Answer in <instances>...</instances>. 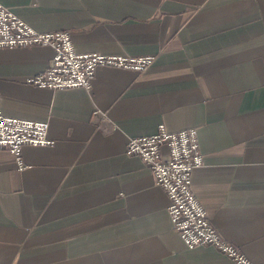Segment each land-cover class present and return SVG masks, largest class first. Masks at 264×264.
Instances as JSON below:
<instances>
[{"label": "crops", "instance_id": "crops-1", "mask_svg": "<svg viewBox=\"0 0 264 264\" xmlns=\"http://www.w3.org/2000/svg\"><path fill=\"white\" fill-rule=\"evenodd\" d=\"M77 52L154 54L143 70L99 65L90 90L27 78L49 45L0 47V108L47 119L49 145L0 149V264H237L188 248L129 137L196 127L191 188L218 232L264 264V0H0Z\"/></svg>", "mask_w": 264, "mask_h": 264}, {"label": "built area", "instance_id": "built-area-1", "mask_svg": "<svg viewBox=\"0 0 264 264\" xmlns=\"http://www.w3.org/2000/svg\"><path fill=\"white\" fill-rule=\"evenodd\" d=\"M30 45L53 48L47 66L26 81L40 88L82 86L90 90L99 65L141 71L155 58L154 54L77 52L68 30H37L0 1V47ZM48 127L47 119L6 114L0 108V149L9 150L17 168L22 170L27 166L22 157L24 144L54 142L48 136ZM125 152L137 155L151 169L168 196L171 225L187 247L213 245L237 264H255L239 247L218 234L206 208L192 191V171L203 163L196 127L169 130L161 122L153 133L129 137Z\"/></svg>", "mask_w": 264, "mask_h": 264}, {"label": "rangeland", "instance_id": "rangeland-1", "mask_svg": "<svg viewBox=\"0 0 264 264\" xmlns=\"http://www.w3.org/2000/svg\"><path fill=\"white\" fill-rule=\"evenodd\" d=\"M47 66V65H46ZM148 166V165H147ZM198 167V166H197ZM151 170V169H150ZM152 172V171H151ZM153 174V173H152ZM154 176V175H153ZM155 178V177H154ZM155 181H156V179H155ZM191 182H192V175H191ZM157 183V182H156ZM161 187V186H160ZM162 188V187H161ZM163 189V188H162ZM193 191V190H192ZM167 195V194H166ZM168 197V196H167ZM207 210V209H206ZM208 212V211H207ZM210 215V214H209ZM211 217V216H210ZM211 221H212V218H211ZM213 223V222H212ZM214 225V224H213ZM215 226V225H214ZM216 228V227H215ZM174 229V228H173ZM217 229V228H216ZM217 232H218V230H217ZM218 234L223 238V239H225L219 232H218ZM181 237V236H180ZM226 240V239H225ZM226 241H228V240H226ZM184 242V241H183ZM229 242V241H228ZM231 243V242H230ZM233 244V243H232ZM186 245V244H185ZM235 245V244H234ZM197 246H200V245H197ZM211 246H213V245H211ZM236 246V245H235ZM196 247V246H195ZM215 247V246H214ZM238 247V246H237ZM189 248V247H188ZM193 248V247H192ZM216 248V247H215ZM240 248V247H239ZM218 249V248H217ZM219 250V249H218ZM240 250H241V248H240ZM221 251V250H220ZM222 252V251H221ZM224 253V252H223ZM225 254V253H224ZM227 255V254H226ZM228 256V255H227ZM229 257V256H228ZM230 258V257H229ZM232 259V258H231ZM233 260V259H232ZM234 261V260H233ZM256 264V263H255Z\"/></svg>", "mask_w": 264, "mask_h": 264}]
</instances>
